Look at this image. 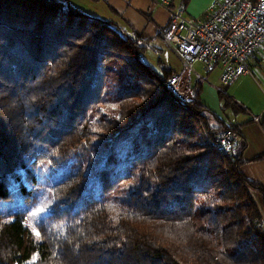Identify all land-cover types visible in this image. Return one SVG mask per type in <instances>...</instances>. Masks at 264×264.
Segmentation results:
<instances>
[{"label": "trees", "instance_id": "1", "mask_svg": "<svg viewBox=\"0 0 264 264\" xmlns=\"http://www.w3.org/2000/svg\"><path fill=\"white\" fill-rule=\"evenodd\" d=\"M149 49L67 0H0V204L48 209L38 238L0 213V264H264V188Z\"/></svg>", "mask_w": 264, "mask_h": 264}, {"label": "crops", "instance_id": "2", "mask_svg": "<svg viewBox=\"0 0 264 264\" xmlns=\"http://www.w3.org/2000/svg\"><path fill=\"white\" fill-rule=\"evenodd\" d=\"M67 1L92 16L119 24L130 33L136 32L146 38H151L152 45L162 49L161 56L168 49L167 45L169 50L170 48L173 51L175 49L172 44L166 41L164 33L161 31L169 26L170 10L166 6L159 4L158 0ZM213 1L186 0L184 3V0H170V7L183 6L189 15L198 16L203 14ZM259 51L262 52L261 55L257 54ZM251 57L254 60H249L252 74L242 75L226 86L228 93L247 109L245 112H236L231 108L224 107V102L220 99L218 93L220 70L216 79L212 78L215 71L207 72V79H205L204 83L201 79V74L203 75V73L200 74L193 69L191 76L195 79L194 75H196L198 77L196 81L198 80L202 83L201 102L224 123L238 127L242 140L236 152H240L244 160L242 171L249 180L258 183L264 188V157L258 158V156L264 154V45ZM166 64L177 72L182 69V62L179 65L175 63L176 67ZM201 64L197 62L194 66L196 68V65L202 66ZM256 70L259 72L261 79L254 75L253 72ZM188 96L191 97V95ZM190 97L185 100L190 99ZM229 109L234 112L233 120L225 112V110Z\"/></svg>", "mask_w": 264, "mask_h": 264}, {"label": "built area", "instance_id": "3", "mask_svg": "<svg viewBox=\"0 0 264 264\" xmlns=\"http://www.w3.org/2000/svg\"><path fill=\"white\" fill-rule=\"evenodd\" d=\"M171 13L167 40L181 56L183 68L168 86L178 95H191L194 65L206 72L220 70L222 87L240 76L252 74L249 58L264 45V0H214L201 15L191 16L183 6L170 7V0H158ZM239 131L228 125L216 141L230 153L241 141ZM264 229V223L262 224Z\"/></svg>", "mask_w": 264, "mask_h": 264}, {"label": "rangeland", "instance_id": "4", "mask_svg": "<svg viewBox=\"0 0 264 264\" xmlns=\"http://www.w3.org/2000/svg\"><path fill=\"white\" fill-rule=\"evenodd\" d=\"M169 8H172V7H169ZM174 8H176V7H174ZM166 41H168L167 38H166ZM167 48L168 49L165 50V53L162 56H161L162 53H158V50H156V49L147 50V52L144 54V56L148 60L149 63H152L156 67L158 66L157 65V60H158L159 57H161L163 60H165L166 63H168V64H171V65L175 66V63H177L179 65L182 62V59H181V56L179 55V53L177 52V50L174 49V51H173L171 48L169 50V46L168 45H167ZM257 54L261 55L262 52L259 51ZM180 59H181V62H180ZM249 60L250 61L251 60L254 61L253 57L249 58ZM182 68H183V63H182ZM194 69H195V71L197 70L198 73H200V74L203 73V75L201 74V79H202V82L204 83L205 79H207L208 73L205 71L203 65L202 66L196 65V68L194 66ZM181 71H182V69L180 71H178V72L180 73ZM253 73H254V75L257 78L261 79L260 76H259V72L257 70L255 72H253ZM217 74H219V70L218 69L215 70V72L213 73V77L212 78L216 79ZM194 76H195V79L192 76L191 85H194V82H196V79H198V77L196 75H194ZM216 85L218 86V84H216ZM219 88L224 89V87L221 86L220 82H219ZM225 88H227V87H225ZM180 97H182V99L185 100L186 98H189L190 96H188L186 94H183ZM225 112H226L227 115L230 116V119H232V120L234 119V117H233L234 116V112L232 110H230V109L229 110H225ZM228 125L229 126L231 125L234 128V126L232 124H226V127ZM234 130H235V128H234ZM240 143H241V141L239 142V144ZM238 147H239V145H238ZM254 195H255V198L258 201V203L261 204L260 195L259 194H254ZM17 211H19V212L20 211L21 212L22 211H26L25 215H26L27 224L30 226L32 231L35 232V236L38 238L39 235L38 236L36 235V233H38L37 229H36V225H37V223L39 221H41L45 217V215L47 214L48 209L47 208L36 209V208L32 207L31 204L23 202V201H21L19 199H16L13 202H5V203H1L0 204V213H2L4 215H9V214H12V213L17 212Z\"/></svg>", "mask_w": 264, "mask_h": 264}, {"label": "snow or ice", "instance_id": "5", "mask_svg": "<svg viewBox=\"0 0 264 264\" xmlns=\"http://www.w3.org/2000/svg\"><path fill=\"white\" fill-rule=\"evenodd\" d=\"M36 235L38 236V235H39V233H36Z\"/></svg>", "mask_w": 264, "mask_h": 264}]
</instances>
